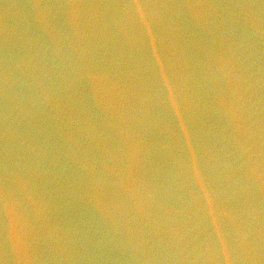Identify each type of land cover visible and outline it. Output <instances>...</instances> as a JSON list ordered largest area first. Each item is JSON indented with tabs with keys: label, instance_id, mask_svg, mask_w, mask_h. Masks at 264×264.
<instances>
[{
	"label": "water",
	"instance_id": "95a60500",
	"mask_svg": "<svg viewBox=\"0 0 264 264\" xmlns=\"http://www.w3.org/2000/svg\"><path fill=\"white\" fill-rule=\"evenodd\" d=\"M0 264H264V0H0Z\"/></svg>",
	"mask_w": 264,
	"mask_h": 264
}]
</instances>
